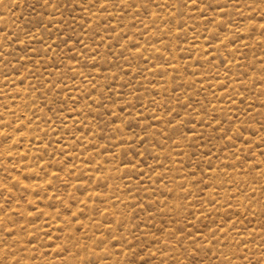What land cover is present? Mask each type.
Masks as SVG:
<instances>
[{
	"label": "rangeland",
	"instance_id": "1",
	"mask_svg": "<svg viewBox=\"0 0 264 264\" xmlns=\"http://www.w3.org/2000/svg\"><path fill=\"white\" fill-rule=\"evenodd\" d=\"M0 264H264V0H0Z\"/></svg>",
	"mask_w": 264,
	"mask_h": 264
}]
</instances>
